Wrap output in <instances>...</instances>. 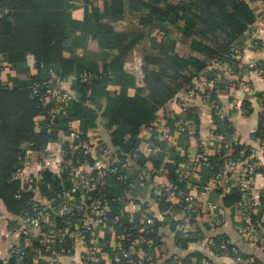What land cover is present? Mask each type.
Returning <instances> with one entry per match:
<instances>
[{
	"label": "trees",
	"instance_id": "obj_1",
	"mask_svg": "<svg viewBox=\"0 0 264 264\" xmlns=\"http://www.w3.org/2000/svg\"><path fill=\"white\" fill-rule=\"evenodd\" d=\"M74 1L0 0V13L3 14L0 17V56L6 57L9 66H16L32 55L38 68V73L30 80L17 82L16 86L0 78V206L3 213L7 211L16 217L7 220L11 229L16 226L18 216L33 213L36 197L33 192L24 190L19 180L12 179V174L21 167L16 161L17 153L22 148L34 151L46 148L50 142L59 140V135L68 128H62L63 117L58 116L57 110L52 122L47 126L40 124L39 116L47 119L55 105L43 106L32 96L29 88L32 83L49 80L51 69L63 79L73 74L76 95L67 109L69 116L81 121L80 131L96 128L97 117L103 110L102 116L107 119L104 127L111 136L110 146L128 156L131 148L141 143V129H151L154 134L147 143L159 147L161 153L152 156L150 161L155 170L164 169L161 165L170 148L151 126L155 114L180 90L189 87L196 75L214 60L227 59L256 20L246 0H104L102 7L87 11L83 24H78L71 17ZM77 30L99 38L100 58L104 62L102 72L90 59L72 55L74 43L69 48L66 42ZM134 51L139 53L142 62L140 80L125 70V62ZM109 86L119 89L110 90ZM130 89L134 90L132 95ZM101 102H104L103 109L98 105ZM260 130L258 135L264 128ZM25 143L28 144L23 146ZM102 144L108 147L107 143ZM64 148L66 155L61 177H66L70 163L92 162L75 143L65 144ZM212 160L216 162L217 159ZM136 163L144 168L146 161L140 157ZM174 170L171 169L172 176ZM59 179L54 173L44 171L38 187L40 194L55 196L60 189ZM178 187L184 189L186 185L178 183ZM93 196L91 194L90 199ZM111 197L115 196L111 194ZM239 198L238 192L231 191L223 197V204L230 206ZM159 207L161 212L169 208L163 197ZM113 208L115 213L119 209L116 204ZM138 222L129 225L125 220L130 228L124 248L139 234L149 235L148 228ZM66 223L67 220L62 219L59 226ZM162 224L155 218L151 235L154 245L162 244L158 235ZM198 233L203 236L202 232ZM196 242V237L177 235V243L183 249ZM138 245L149 258L144 259V264H155V247L148 249L145 240ZM108 251L112 254V247ZM195 256L198 264L207 259L200 252ZM185 260L188 261V257ZM0 264L21 263L11 257Z\"/></svg>",
	"mask_w": 264,
	"mask_h": 264
},
{
	"label": "crops",
	"instance_id": "obj_2",
	"mask_svg": "<svg viewBox=\"0 0 264 264\" xmlns=\"http://www.w3.org/2000/svg\"><path fill=\"white\" fill-rule=\"evenodd\" d=\"M246 1L256 14V19L264 16V0ZM103 2L104 0H75L71 10L72 19L78 24H83L86 12L91 11L96 6L102 7ZM257 41V48L252 47V40L247 32L243 42L236 46V48H240V55L235 62V68L232 73H225L220 67H215V65L211 64L196 75L195 80H193V83L189 87L183 88L176 94L177 102H172V99L169 100L155 114L151 126L155 127L156 135H158V130L160 129L159 124L167 123L172 129L170 138L167 141L161 139L163 143L168 142L169 146L167 147L170 148L169 151L165 152V160L161 165V168L164 169L155 170L150 161L152 155L149 154L148 148L155 146L147 143L152 134H154L151 129H141L139 134L141 143L139 142L132 147L129 155L126 156L119 149L110 146L111 136L110 131H107L104 127L107 119L102 116L103 110L99 112V116L97 117L96 128L80 131L81 121L69 116L68 105L64 111H58V116L63 117L62 128L68 127V130H63V133L59 135V140L50 142L46 148L35 151L37 152L35 155H33L34 150L32 149L22 148L19 150L16 155V161L19 164L24 160L28 161L30 166L25 167L23 172L26 176H31L41 172L45 164L52 166L51 169L45 171L54 173L56 170V160L52 158V155L58 146L61 144L63 147L65 144L71 146L74 143L77 146L78 144V140L69 137L70 131L87 135L84 136L85 139L94 148L103 147L102 143L108 144V147L105 148L113 152V156L115 157L114 164L118 168L119 175L127 176L133 182L134 189H128L118 176L112 174L107 175L102 182L110 201L112 219L98 228L96 232L95 244L97 245V255L101 259V263L114 264L112 260L113 247L116 242V234L120 230L114 222L116 218L125 224V220L129 223L132 217L133 222L140 220L138 224L147 227L146 218L151 216L154 221L157 218L163 223L158 230L162 244L154 245L155 264H165L170 259L178 256L182 258L188 257L189 260H193L195 264H198L195 256L196 252L204 254L208 259H203L202 264H245L238 263L230 257L217 255L211 248L205 245L206 240L203 242L197 240L196 243H191L186 249H183L177 243L178 233L176 235V225L178 219L181 218V213L179 211L169 212L167 210L161 212L159 202L162 198L160 193L161 186L169 185L173 181L176 169L188 157H192L198 161L204 159L212 160V158L219 159L220 156L225 154L221 148L222 144H233L234 149L239 151L247 145L252 147L258 146L259 140L264 138V131L259 135L257 134L261 131L260 129L264 128V77L259 74V68L264 64V26ZM72 42L75 44L72 45V55L80 59H90V61L97 65V69L100 72L103 71L104 62L100 58L99 53L101 47L100 40L95 34H85L81 30H77L69 38V41L66 42L69 48ZM141 64L139 53L134 51L125 62V70L128 73L131 72V74H134L140 80L142 78ZM0 65L1 80L12 83L14 86H16L17 82L21 83L30 80L33 75L38 73L37 62L32 55L27 56L25 62L16 66H9L6 57L0 56ZM214 77L219 78L215 85L210 83V80ZM74 79L73 74L68 75L66 78L64 77L62 83L64 89L73 94V98L76 95L73 89ZM109 89L116 90L119 88L109 86ZM205 91H213L215 93V96L224 104L222 111L216 112L203 100L202 92ZM133 93L134 90L130 89L129 94L132 95ZM98 105L100 108H104V102ZM189 110H196L198 114L192 115L189 113ZM53 111H56V105ZM180 119H185L189 122L188 132L182 133L177 130L176 122ZM38 120L42 125L47 126L49 123L45 116H39ZM27 144L25 143L23 146ZM135 150L140 152L139 158L145 159L144 168L137 165L136 160L138 158H132ZM225 157H227V154ZM122 160L128 162L127 167H122ZM171 169H175L173 176ZM187 181L191 186L195 184H207L209 190L204 195L202 201H210L220 208L218 212L223 217V223L215 231L205 232V234L211 237L223 236L229 238L238 247L243 258L249 262L248 264H264V247L253 245L241 239L236 229L242 222V217L233 208V204L230 206L223 204V197L229 194L231 189H227L222 181L213 177L211 170L204 165H198L196 168H193ZM20 183L22 184V182ZM261 183L262 180L259 178L257 188ZM186 186L188 185L186 184ZM111 194L115 197H111ZM51 199L52 196H42L40 202L46 204ZM166 203L168 202L165 201ZM115 204L119 208L116 213L113 210V205ZM25 215L26 213H23L18 216L16 226L11 229L8 226L7 220L10 218L13 220L16 217L7 211L6 214L3 213L0 206V249H3L7 245L6 243H9L6 242V234L12 232ZM66 226V224L59 226V229L64 234L67 233ZM144 227L140 230H143ZM16 242L23 243L22 240ZM40 242L41 237H37L30 245L29 254L33 258V264H46L45 257L37 258L35 256V249ZM110 246L112 247V254L108 251V248H111ZM133 253L134 256H138L141 259H149L140 245H136ZM0 256L2 259L4 258L0 261L10 259L6 254H1Z\"/></svg>",
	"mask_w": 264,
	"mask_h": 264
},
{
	"label": "built area",
	"instance_id": "obj_3",
	"mask_svg": "<svg viewBox=\"0 0 264 264\" xmlns=\"http://www.w3.org/2000/svg\"><path fill=\"white\" fill-rule=\"evenodd\" d=\"M0 13V17H2ZM264 26V16L255 20L250 26L248 33L252 40L251 46L257 48L258 39ZM257 41V42H256ZM240 48H234L225 60H214L213 65L220 67L225 73H232L235 62L239 58ZM259 74L264 77V64L259 68ZM50 79L32 83L29 88L32 96L39 99L43 106L48 103L56 105L57 111H64L68 103L73 99V94L65 90L62 83L63 77L55 70L49 71ZM217 77L212 78L210 83L215 85ZM203 100L216 112L224 108V104L215 96L213 91L202 92ZM172 102H177L174 97ZM186 108V107H185ZM192 115L198 114L196 110H189ZM55 119V111L49 113L48 122ZM158 137L167 141L171 135V127L167 123L159 124ZM177 130L182 133L189 131V122L185 119L177 120ZM83 135L76 131H70L69 137L78 140L77 147L84 154L92 158V162L77 165L70 163L65 178L61 177L64 171L63 160L66 155L64 147L58 146L52 158L56 160L54 174L60 177L59 191L46 204L40 202L42 195L39 192V184L43 172L52 166L45 164L41 172L26 176L23 169L30 166L26 160L22 161L21 167L12 174V179L22 182V188L35 194L33 213L26 214L19 225L12 232L6 234L7 245L0 249V255L6 254L16 257L21 264H33V258L29 254L30 245L35 238L41 237V242L35 249L37 258H46V264H103L97 255L95 244L98 228L108 223L111 218L110 201L103 187V180L109 174L116 175L124 182L128 189H134L133 182L127 176H120L117 166L114 164L115 157L108 148H94ZM258 146H245L241 150L234 149L233 144H222L225 154L215 161L204 159L198 161L188 157L176 169L174 181L169 185L161 186V197L169 204L167 211L181 213L176 228L178 234L184 238L196 237L204 241L217 255L230 257L238 263L248 264L243 258L238 247L226 237L208 236L205 232H212L223 223V217L217 205L210 201H202L209 190L207 184L188 183V176L193 168L198 165L207 166L212 176L222 181L227 189L239 193L240 198L233 204V208L242 217V222L237 226V234L245 242L264 247V138L259 140ZM41 152V151H40ZM39 152V153H40ZM149 154L156 156L161 149L156 146L148 148ZM37 152H33L35 155ZM137 150L132 158H139ZM41 154V153H40ZM227 154V157L225 155ZM128 162L122 160V167H127ZM259 178L262 183L257 188ZM178 183L187 184L184 189H179ZM94 194L93 198L90 195ZM81 196V197H80ZM88 200L90 202L88 203ZM89 206V207H88ZM62 219L67 220V233L59 229ZM119 232L116 234V242L113 247L114 264H144V259L134 258L133 250L141 240H145L148 249H153L154 244L151 235L154 232L155 221L151 216L146 218L149 235L139 234L137 238L130 239L127 248H124L126 233L130 226L123 224L118 218L114 221ZM133 223L132 217L129 225ZM65 225V224H64ZM141 230L140 232H142ZM198 231L202 232L201 237ZM198 233V235H197ZM22 240L23 243L16 241ZM0 256V260H1ZM4 259V258H3ZM2 259V260H3ZM8 259V258H7ZM165 264H195V261L180 256L174 257Z\"/></svg>",
	"mask_w": 264,
	"mask_h": 264
}]
</instances>
